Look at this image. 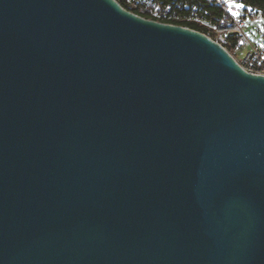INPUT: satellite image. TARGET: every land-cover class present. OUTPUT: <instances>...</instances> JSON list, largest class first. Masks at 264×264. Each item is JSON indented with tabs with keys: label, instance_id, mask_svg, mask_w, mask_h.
I'll list each match as a JSON object with an SVG mask.
<instances>
[{
	"label": "water",
	"instance_id": "1",
	"mask_svg": "<svg viewBox=\"0 0 264 264\" xmlns=\"http://www.w3.org/2000/svg\"><path fill=\"white\" fill-rule=\"evenodd\" d=\"M0 264H264V75L118 0H0Z\"/></svg>",
	"mask_w": 264,
	"mask_h": 264
},
{
	"label": "built area",
	"instance_id": "2",
	"mask_svg": "<svg viewBox=\"0 0 264 264\" xmlns=\"http://www.w3.org/2000/svg\"><path fill=\"white\" fill-rule=\"evenodd\" d=\"M153 1L126 0L127 6L124 7L134 9L143 7L154 15L155 18L150 19L162 22L172 23L171 21L175 20L201 24L209 29L212 35L210 37L222 45L246 71L264 75V46H260L248 37L244 30L245 16L234 17L230 13V4L227 0H209L213 5L224 11L223 16L215 20H207L196 6H192V9L188 12L176 13L171 11L169 6H159ZM243 1L232 0V3L243 4ZM249 9L248 12L251 11V7ZM257 14L264 17V10L257 12ZM243 49H245L244 52Z\"/></svg>",
	"mask_w": 264,
	"mask_h": 264
},
{
	"label": "trees",
	"instance_id": "3",
	"mask_svg": "<svg viewBox=\"0 0 264 264\" xmlns=\"http://www.w3.org/2000/svg\"><path fill=\"white\" fill-rule=\"evenodd\" d=\"M118 1L123 6L126 5V0H118ZM153 2L163 7L169 6L170 10L176 13L188 12L192 9V6H196L198 11H200V13L207 20L219 19L223 16L224 13V11L221 8L216 7L209 0H154ZM243 5L244 7L240 9L248 11L250 10L249 8L251 7V11H250L251 14H257V12L264 10V0H244ZM127 8L143 17L155 18L154 15L150 13V11L144 9L143 7H139L137 9H134L132 7H127ZM171 22L199 30L201 32L206 33L209 36H212L209 29L201 24L189 23V22L184 23L175 20Z\"/></svg>",
	"mask_w": 264,
	"mask_h": 264
},
{
	"label": "rangeland",
	"instance_id": "4",
	"mask_svg": "<svg viewBox=\"0 0 264 264\" xmlns=\"http://www.w3.org/2000/svg\"><path fill=\"white\" fill-rule=\"evenodd\" d=\"M229 10L231 14L235 12L237 14L236 16H245V33L252 41L260 46H264V31L261 30L264 29V24L256 23L257 21L264 20V17L260 16V14H251L250 12L241 10L240 8L231 7L230 5ZM244 51L245 49H243V52Z\"/></svg>",
	"mask_w": 264,
	"mask_h": 264
},
{
	"label": "snow or ice",
	"instance_id": "5",
	"mask_svg": "<svg viewBox=\"0 0 264 264\" xmlns=\"http://www.w3.org/2000/svg\"><path fill=\"white\" fill-rule=\"evenodd\" d=\"M227 2L230 4L231 7H235V8H242L244 7L243 4L240 3H232V0H227ZM232 15L235 17L237 14L235 12L232 13ZM257 24H264V20H260L256 22ZM262 31H264V29H261Z\"/></svg>",
	"mask_w": 264,
	"mask_h": 264
}]
</instances>
